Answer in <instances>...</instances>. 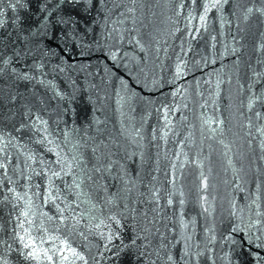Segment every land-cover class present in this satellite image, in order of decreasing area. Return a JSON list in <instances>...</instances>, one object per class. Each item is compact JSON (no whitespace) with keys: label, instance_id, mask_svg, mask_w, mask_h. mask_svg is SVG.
<instances>
[{"label":"water","instance_id":"obj_1","mask_svg":"<svg viewBox=\"0 0 264 264\" xmlns=\"http://www.w3.org/2000/svg\"><path fill=\"white\" fill-rule=\"evenodd\" d=\"M56 3L0 0V264H264V0Z\"/></svg>","mask_w":264,"mask_h":264},{"label":"snow or ice","instance_id":"obj_2","mask_svg":"<svg viewBox=\"0 0 264 264\" xmlns=\"http://www.w3.org/2000/svg\"><path fill=\"white\" fill-rule=\"evenodd\" d=\"M88 2L89 3H91L92 2V0H88ZM16 3L17 4H19L20 3V0H16ZM64 3H69V4H80V3H82V0H57V3H56V5H55V8H60V6L62 5V4H64ZM212 7H215L216 5H211ZM13 7H15L14 5H13ZM43 10V9H42ZM205 11H207V8L205 9ZM248 12L249 13H251L252 12V9H248ZM52 14H53V9H48L47 10V15L44 17V19H45V21H47L51 16H52ZM3 15V12H0V16H2ZM204 18L203 17H201V20H203ZM60 23H67V21H64L63 19H61V21H60ZM3 26V24H2V22H0V27H2ZM9 63V61H3V60H0V73H2L3 71H4V65H7ZM40 67H42V65H37V68L39 69ZM24 78L25 79H28L29 77H28V75L27 74H24ZM57 95H59L58 93H57ZM250 107H251V105H250ZM40 123H46V122H44V121H39ZM33 126H36V122H34V124H33ZM262 131H264V130H262ZM97 170H99V169H97ZM170 203H171V201H170ZM28 245H25V247H27ZM69 251L71 252V249H69ZM71 254L73 255V256H78V254L77 253H75V252H71ZM78 258L79 259H84L83 257H79L78 256ZM169 259H171V258H169ZM85 264H86V262H85Z\"/></svg>","mask_w":264,"mask_h":264}]
</instances>
